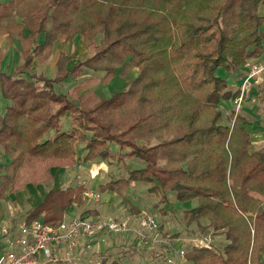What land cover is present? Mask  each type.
<instances>
[{"label":"trees","instance_id":"1","mask_svg":"<svg viewBox=\"0 0 264 264\" xmlns=\"http://www.w3.org/2000/svg\"><path fill=\"white\" fill-rule=\"evenodd\" d=\"M263 27L264 0L1 1L0 35L20 43L23 63L0 70L9 101L0 113L8 158L0 164V200L53 180L52 168L75 165L82 143L86 162H145L101 183L103 193L128 203L130 183L145 182L163 213L168 191L181 203L197 199L184 210L189 223L207 220L205 231L223 234L225 244L188 245L191 264H264V148L250 149L248 122L233 104L239 91L228 79L264 53ZM61 35L67 42L81 35L94 50L69 69L71 57L61 52L54 77L30 74L34 58L47 61ZM134 67L139 74L120 91L105 97L94 88ZM68 78L77 100L58 89ZM111 143L128 151L113 156ZM84 189L52 187L28 221L57 225L74 202L83 203ZM101 264L119 263L108 257Z\"/></svg>","mask_w":264,"mask_h":264},{"label":"rangeland","instance_id":"2","mask_svg":"<svg viewBox=\"0 0 264 264\" xmlns=\"http://www.w3.org/2000/svg\"><path fill=\"white\" fill-rule=\"evenodd\" d=\"M77 40L78 41L75 43V45L73 44L71 47L68 45L67 50L62 51L65 54L66 53L71 54L72 55L70 56L71 60L74 59L73 56L76 57L75 59L80 60L84 58L85 56L90 55V53L94 50L95 42L87 46V43L85 41L83 42L82 41L83 39L81 40L80 37H78ZM80 45L81 47L79 48ZM74 53H77V54L73 55ZM4 54H5V50L1 49L0 47V62L4 58L3 57ZM13 55H15V53L10 55L9 60L6 61L8 63L7 66L3 67V69L0 68L1 70H5L10 73V71L15 70L14 67L16 64H18V62H20L21 64L23 63L22 56L18 55L17 57H15ZM53 57L54 56H51L49 59H47V61H40L38 57H35L36 59H35V62L33 63L30 74L39 73V74H44L45 76H48V77L55 76L57 73V68H56V65L54 64ZM69 62L66 68L69 67V64H70ZM251 62H264V58H260V59L259 57L254 58V59H251L249 63ZM248 65L249 64L247 63V65L244 67L248 69L249 67ZM92 75H95V74L91 72V74H88L87 76L91 77ZM96 75L101 76L103 75V73H96ZM132 75H133V72L129 73L125 77H121V76L114 77L110 81L111 84L109 86H108L109 83L106 85L98 84L99 85L98 90L103 89V91L105 92L108 91L107 93L109 94V93H112L111 89L115 87V90L113 93L120 91V89H122L126 84L130 83L126 79H132L133 78ZM257 80L258 81L260 80L259 83H255ZM250 82H251V85L249 86L248 90L245 92L244 100L239 106V109H236L235 107L234 108L238 113L241 114V111H245L244 108H242L244 104L253 105L251 112L253 116H255V118H253L255 122L248 123L249 125L246 127L248 131L250 132V137H252V144H251L250 149L260 150L264 148V75L254 76L251 78ZM75 83H76L75 80L68 78L67 80L63 81L61 85H59L58 89L61 91L67 92L68 94L71 95L72 98L77 100L78 95L74 93V87L76 85ZM229 114L230 112L228 111L226 115H229ZM69 122H70L69 119H66V123L69 124ZM83 147H84V144L82 143L78 144L77 163L73 166H66L67 168L64 170L66 171V173L63 179L62 177L64 175H63V170H61L62 168H59L60 170L58 171H54L55 173L60 172L59 176H62L60 177V180L62 181L60 180L59 181L60 183H63L62 185L63 187L65 186L80 187L82 185L85 189L88 188V189L96 190V192L99 193V196L97 198L90 199V200L82 199L84 201L80 205H78L77 202H74L76 206L74 205L72 208L75 210L76 214L86 215L89 217L99 216V215L94 216L92 214V211L97 209L95 207H100L99 209L103 212V211H106L109 205H111L112 211L109 212L110 215L109 217H106V218H110V217L124 218L129 215L139 214V213L136 214L132 211L131 207H133L135 203L137 206H140L141 208L140 211L146 210L150 213L157 214L162 235L164 237H168V238L170 237L174 241H175V238H178L179 241H182L181 243L183 244V246L180 245L181 247H185L188 249V245H189L188 239L194 237L195 235L197 236V234L209 236L213 244H216L220 247L225 244L223 234H213V230L211 229H207V231H205L206 229H204L203 227L207 226L208 224L207 220L201 219L200 221L189 223V216L186 214V212H184V210L187 209L188 207H195L197 205V199L193 201L181 203L180 201L177 200V197H175L174 192L168 191L167 195L170 201H169V204L167 203L168 204L167 207H169V210L166 211V213L165 212L163 213L158 208H156V205L159 203L160 198L148 192V188L150 187V185L146 184L145 182L144 183L138 182V183L133 184V186L126 192L125 195H127V198L131 199V201L128 203H124L123 199L118 197L114 193H111L109 197L104 195L103 192L99 190L100 184L106 181H109V179L113 175H117L116 173H119L118 175H120V173L122 174L123 172H125V170H123L122 168L123 165L120 161L116 160L114 164L109 165L108 169L105 168L106 170H103L101 168L102 170H100V167L102 164L101 165L96 164L100 159H96V161L93 160L92 162L84 161V155L86 154V152L82 151ZM110 147L112 148L111 150L112 152L113 150L118 151L119 149V146L116 143H111ZM124 151H128V150L125 149L122 152ZM121 153L118 152V154L116 155L112 154V155L120 157ZM138 159L139 161H137ZM125 160L126 161L124 165L127 167L137 168V167H140L141 165H145V162L141 160L140 158H137V159L134 158L133 160H130L129 157H126ZM6 161H7L6 155L3 153L1 149L0 150V164L5 163ZM102 172L104 173V176L100 179L98 177L100 176ZM111 173H114V174H111ZM49 182L50 181H46L40 184L45 185L46 188L50 190L51 186H49L50 185ZM9 194H7V198L4 200V206L0 207L1 220L12 221L13 223H19L20 221L24 220L27 217L26 215L28 214L29 210L33 208L34 206H36L38 202L37 197H39V195L34 197V199H28L26 197V194L23 195L22 197H17V196L12 197ZM72 208L71 210H73ZM37 218L31 219L28 222L37 220ZM39 218L44 219L43 217H39ZM0 227H3V226H0ZM109 237L110 236H108L105 233L96 234V236H88V235L81 236V238L77 240L78 242L76 241L79 249L76 247L77 250L76 249L74 250L75 252L74 256L76 258H80L81 263L83 264H87V263L91 264L92 261L93 263H95L97 259L93 257L94 253L96 251H99V249H101L96 245L98 243H104L107 239H109ZM87 238H91L93 240L97 238L98 243L89 244L87 242ZM117 242H119V240H117ZM175 242L177 244L178 241H175ZM125 243H128V245H125V246L129 248L125 251L120 250L122 249V247H125L123 245ZM125 243H120V245H117V250L121 251L123 253V256L126 257L123 261L119 262V264H133V261L135 264H141L143 263V261H146L148 264H164L165 258L170 255V253H168L167 251L168 249L166 250L165 247H163L165 249L152 250L148 247V245H145V244L144 246H140L139 248H137V247L132 246L133 243L129 241ZM105 250L102 252L103 255L106 254ZM158 251H161L164 254L162 255V253H159ZM61 252L64 253L65 252L64 249L61 250ZM108 256H111V255L108 254Z\"/></svg>","mask_w":264,"mask_h":264},{"label":"built area","instance_id":"3","mask_svg":"<svg viewBox=\"0 0 264 264\" xmlns=\"http://www.w3.org/2000/svg\"><path fill=\"white\" fill-rule=\"evenodd\" d=\"M248 64V73L233 100L236 109H239L244 100L245 92L251 85V78L264 75V62ZM98 196L96 190L87 188L82 192V199L90 200ZM63 215L62 221L52 226L46 224L44 219L37 218L31 222L23 220L16 231L11 230L9 226L0 227V264H83L80 258L74 256V250L78 248L77 240L81 236H96L100 233L122 237L124 240L130 238L138 247L145 244L152 250L166 248L170 253L165 258L166 264H189L185 255L187 248L177 246L173 239L162 235L155 213L141 210L138 215L106 218L78 215L74 209H67ZM188 241L192 248H211L213 245L210 237L202 234H197ZM63 249L64 253L61 252ZM91 264L100 262L92 261Z\"/></svg>","mask_w":264,"mask_h":264},{"label":"crops","instance_id":"4","mask_svg":"<svg viewBox=\"0 0 264 264\" xmlns=\"http://www.w3.org/2000/svg\"><path fill=\"white\" fill-rule=\"evenodd\" d=\"M1 1H6V0H0V2ZM263 30H264V27H263ZM24 33L25 34H29L30 33V31L27 29V28H24ZM78 37H80V39L82 40V36L81 35H77L76 37H75V39H74V41L73 42H67L66 40H65V36H60L58 39H57V42L55 43V45H54V49H53V52H52V56H54L53 58V60H54V64L56 65V63H57V61H58V59H59V56H60V53L62 52V51H66L67 50V48H68V45L71 47L73 44L75 45V43L78 41L77 39H78ZM45 34H41L40 35V37L36 40L37 42H39L40 44H42V43H44L45 41ZM83 42H84V40H82ZM62 42H64V43H62ZM0 47H1V49H4L5 50V54L3 55V59L1 60V62H0V68L1 69H3V67H5V66H7V62L6 61H8L9 60V58H10V55H12V54H14L15 53V55H13V56H15V57H17L18 55L19 56H22L21 55V48H20V43L18 42V41H13V40H10L9 38H8V35H0ZM81 47V45L79 46V48ZM77 51V50H76ZM75 51V52H76ZM78 52V51H77ZM67 55H69V56H72L71 54H68V53H66ZM75 54H77V53H74L73 55H75ZM264 53H262L260 56H256L255 58H258L259 57V59L260 58H264ZM263 56V57H262ZM22 58H23V56H22ZM74 58V59H73ZM73 60H70V64H69V67L68 68H71L73 65H75L76 64V62L78 61V59H75L76 57H74L73 56ZM35 59L36 58H34V61H33V63L35 62ZM251 59H254V58H251ZM250 59V60H251ZM21 63L20 62H18V64H16L15 65V67H14V69H16L17 67H18V65H20ZM67 68V69H68ZM0 69V70H1ZM1 71H3V70H1ZM5 71V70H4ZM8 72V71H7ZM12 72H14V70L13 71H10V73H12ZM133 72V75H132V79H126L127 81H132L133 79H135V77L139 74V69L138 68H136V67H134V69L131 71V73ZM248 73V69H244V70H237L236 71V73H234V74H229L228 75V79H229V89L230 90H232L233 92H236L237 90L239 91L240 90V88H241V86H242V84H243V82H244V78L246 77V74ZM88 74H91L90 72H88ZM104 74V73H103ZM102 76V75H101ZM52 77H54V76H52ZM125 79V78H124ZM260 81V80H259ZM259 81L257 80L255 83H259ZM111 83L109 82V84H108V86L110 85ZM100 85V84H99ZM99 85H96L94 88H97V90H98V86ZM260 85V84H259ZM258 85V86H259ZM110 90V89H109ZM112 91V93L114 92V90H115V87L114 88H112L111 89ZM98 92L102 95V96H109V94L111 95L112 93H107L108 91H103V89H99L98 90ZM9 103V101L8 100H6V99H3L2 98V96H1V86H0V113H3L4 112V110H5V107H6V105ZM228 103V102H227ZM246 103V102H245ZM231 104V103H230ZM243 105V104H242ZM231 107V105H229V103H228V106H226V108H228V107ZM252 106L253 105H243L242 106V108H244V110L245 111H241V114H242V116L243 117H245V119L247 120V122L248 123H252V122H255L254 121V119L253 118H255V116H253V114H252V112H251V109H252ZM229 109V108H228ZM243 110V109H242ZM249 124H247V126H248ZM254 132V131H253ZM256 145V144H255ZM251 148V147H250ZM2 149V151H3V153H4V150H3V148L0 146V150ZM112 150V148L110 147V153H111V155L113 154V155H116V154H118V152H119V149H118V151L117 150H113V152L111 151ZM253 150H255V149H253ZM252 150V151H253ZM82 151H84V152H86V150H85V147H83V149H82ZM82 151H80V152H82ZM126 152V151H125ZM5 154V153H4ZM7 158V157H6ZM138 158V157H137ZM136 158V159H137ZM8 159V158H7ZM126 158H122L121 160H120V162L122 163V165H123V170H125V168H127V166H125L124 164H125V160ZM130 160H133L134 158H129ZM96 161V160H95ZM95 161H94V163H95ZM118 161V160H117ZM137 161H139V159L137 160ZM97 165H101V167L100 168H102L103 170H106V169H108V167H109V165H111L109 162H107V161H102V160H99L97 163H96ZM143 166H145V165H141L140 167H137V168H141V167H143ZM67 167H64V169L62 168L61 170H63V177L62 176H59L60 175V172H57V173H55L54 171H58V170H60L59 168L58 169H56V168H52V171H53V173H54V175H55V178L53 179V180H50V185L49 186H51L50 187V189L52 188V187H55V188H58V187H63L62 185H63V183H60V181H62V180H60V177H62V179L65 177V173H66V171H64L65 169H66ZM106 168V169H105ZM129 169H132V170H134V169H137L136 167L135 168H133V167H128ZM102 169H100V170H102ZM112 170V169H111ZM92 171H94V170H92ZM111 174H114V173H111ZM117 174V176L118 177H123V176H128L127 175V172H126V170H125V172H123L122 174L120 173V175H118L119 173H116ZM104 176V173L102 172L101 174H100V176L98 177V178H102ZM60 180V181H59ZM106 182H108V181H106ZM139 182V181H138ZM138 182H131L130 184H131V186H130V188L133 186V184H135V183H138ZM1 183V182H0ZM105 183V182H104ZM129 188V189H130ZM48 191H49V189H47L46 188V186L45 185H41V184H36V185H33V184H31V183H28L27 185H26V188L25 189H22L21 191H19V192H17V193H14V192H11L9 195H11L12 197H22L23 195H25L26 194V197L28 198V199H34V197H36L37 195H39V197H37V204H36V206L39 204V203H41L42 202V200H43V198L45 197V195L48 193ZM111 193H114V194H116L117 195V193H115V192H113V191H108V192H104L103 194L104 195H106V196H110L111 195ZM118 196V195H117ZM127 196V195H126ZM119 197V196H118ZM7 198V196L4 198V199H1L0 200V207H2V206H4V200ZM121 198V197H120ZM129 200L131 201V199L129 198ZM133 202V201H132ZM36 206H34L33 208H31L30 210H29V212H28V214L32 211V210H34L35 208H36ZM133 207H134V209L132 210L133 212H134V210H136V212H134V213H139V211H140V206H137L135 203H134V205H133ZM95 208H97V209H95ZM95 208H93V209H95L94 211H92V214L95 216V215H99V216H101V217H109V215H110V211H112L111 210V205H109L108 207H107V209H106V211H101L99 208L100 207H95ZM162 208H164V210H166V211H168L169 210V207H167V204L166 205H163L162 206ZM188 208H190V207H188ZM105 210V209H104ZM108 211V212H107ZM27 214V215H28ZM26 215V216H27ZM114 215V214H113ZM24 220H28L27 219V217L24 219ZM23 221V220H22ZM22 221H20L19 223H13L12 221H5V220H1V217H0V226H9V227H11V230H13V231H16V228L18 227V225L22 222ZM111 239V240H110ZM117 240H119V242H117ZM0 241H2V237H0ZM93 241V242H92ZM109 241V242H108ZM127 241H129V242H131V243H133L132 244V246H134V247H137V248H139L137 245H136V243L135 242H133L130 238H127V239H123L122 237H118V236H111L110 235V237H109V239H107L104 243H98V240H97V238H95L94 240L93 239H91V238H87V242L90 244V243H95V244H97L96 246H98L99 248H101V249H99V251H96L95 253H94V258H96L97 260H96V262H100V264H101V261H102V259H104V258H108L109 257V259L111 260V259H113V260H116L118 263L119 262H121V261H123L126 257H124L123 256V253L121 252V251H118L117 250V245H120V243H125V242H127ZM175 241H178L177 242V245H181V246H183V244L181 243L182 241H179V239L178 238H175ZM124 246L125 245H128V243H125V244H123ZM92 247V246H91ZM93 248V247H92ZM104 248V249H103ZM129 247H122V249H120V250H127ZM105 249H107V250H105ZM109 249V250H108ZM106 251V254L105 255H103V251ZM115 250H117V251H115ZM108 254L109 255H111V256H108ZM122 257V258H121ZM137 260V259H136ZM189 262V261H188ZM133 264H135L134 263V261H133ZM141 264H148L146 261H143V263H141ZM164 264H166V261L164 262ZM189 264H190V262H189Z\"/></svg>","mask_w":264,"mask_h":264}]
</instances>
